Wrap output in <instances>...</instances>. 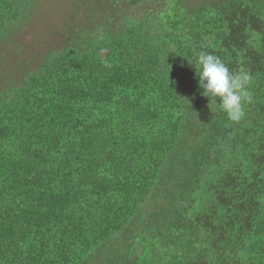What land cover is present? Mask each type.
<instances>
[{"label": "trees", "instance_id": "trees-1", "mask_svg": "<svg viewBox=\"0 0 264 264\" xmlns=\"http://www.w3.org/2000/svg\"><path fill=\"white\" fill-rule=\"evenodd\" d=\"M56 1L0 0V264H264V158L223 179L214 122L218 202L185 174L210 108L168 39L185 0Z\"/></svg>", "mask_w": 264, "mask_h": 264}, {"label": "rangeland", "instance_id": "rangeland-1", "mask_svg": "<svg viewBox=\"0 0 264 264\" xmlns=\"http://www.w3.org/2000/svg\"><path fill=\"white\" fill-rule=\"evenodd\" d=\"M43 1L49 2V0ZM55 2L57 3L56 0ZM185 2L192 12L188 14L178 10L171 16L173 22L168 39L173 46V54L180 58V52L189 53L190 58L196 62L199 52H209L220 57L230 71L236 72L243 67L251 76L249 91L252 93V102L244 106L245 116L240 122L230 121L227 115L214 104L211 108H203L204 111L209 112V116L200 134L194 137L195 142L185 141V145L192 146L197 153L205 157L204 160H198V164H195L192 169L185 170V174L193 178L194 187L196 182L203 181L204 188L200 191L203 196L200 206L203 207L205 202L207 205L218 202L217 196L212 195V192L208 190L213 176L206 178L199 174L202 167L208 166L213 157L211 152L208 155L204 153L212 144L211 128L214 122L221 123L223 127L221 168L223 175H227L223 179L234 180L237 172L235 169L242 168L244 164H247L250 170L255 169V161L258 162L259 159L264 158L260 155L261 152L264 153V116L258 113L260 104L264 102V0H185ZM34 9L32 6L31 12ZM30 41L27 43L34 44ZM231 44L235 45L232 51ZM227 48H230V51ZM189 71L192 77L191 68ZM193 77L194 84H191L198 89L199 80L196 72ZM197 89L195 88L196 93L193 92L194 96L197 95ZM217 103H220L219 98ZM209 104L208 99L201 106H209ZM258 117L260 118L257 120ZM232 143H234L233 147ZM185 174L182 175L186 178ZM194 187L191 186L192 189H195ZM172 245H178V247L175 246L172 251L163 252L165 257L161 256L164 264H187L183 256L186 250L184 244L175 240ZM203 249L200 246L196 247L194 256L199 257L204 254ZM170 258L172 263L169 262Z\"/></svg>", "mask_w": 264, "mask_h": 264}, {"label": "clouds", "instance_id": "clouds-1", "mask_svg": "<svg viewBox=\"0 0 264 264\" xmlns=\"http://www.w3.org/2000/svg\"><path fill=\"white\" fill-rule=\"evenodd\" d=\"M195 69L199 88L203 89L202 95L209 99L210 108L215 104L230 121L240 122L245 116L244 106L252 102L249 72L243 67L232 72L220 57L205 51L197 54Z\"/></svg>", "mask_w": 264, "mask_h": 264}]
</instances>
